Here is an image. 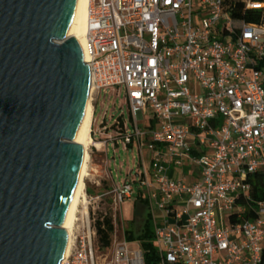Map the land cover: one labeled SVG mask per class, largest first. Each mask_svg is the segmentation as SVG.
I'll use <instances>...</instances> for the list:
<instances>
[{
	"label": "built area",
	"instance_id": "2783aa9c",
	"mask_svg": "<svg viewBox=\"0 0 264 264\" xmlns=\"http://www.w3.org/2000/svg\"><path fill=\"white\" fill-rule=\"evenodd\" d=\"M85 51L92 95L122 87L130 112L96 139L106 111L91 147H136L138 172L119 186L104 165L62 264H146L122 213L141 198L160 264H264V0H90Z\"/></svg>",
	"mask_w": 264,
	"mask_h": 264
},
{
	"label": "water",
	"instance_id": "95a60500",
	"mask_svg": "<svg viewBox=\"0 0 264 264\" xmlns=\"http://www.w3.org/2000/svg\"><path fill=\"white\" fill-rule=\"evenodd\" d=\"M80 0H0V264H61L90 68Z\"/></svg>",
	"mask_w": 264,
	"mask_h": 264
},
{
	"label": "rangeland",
	"instance_id": "374dc122",
	"mask_svg": "<svg viewBox=\"0 0 264 264\" xmlns=\"http://www.w3.org/2000/svg\"><path fill=\"white\" fill-rule=\"evenodd\" d=\"M95 96V122L94 129L97 130L104 119L106 111H108L107 125L110 128L108 133L97 134L96 139H112L117 136V132L114 130L113 126L115 124V119L120 116H123L126 122H130V112L127 104V98L125 89L122 87H112L108 89H103L97 93H94ZM94 97V96H93ZM94 99V98H93ZM152 109L149 108V115L147 119L149 120L152 117ZM141 127L145 123L140 124ZM90 147V177L86 180V183L89 185L94 184L95 182H100L101 185H104L103 178L104 174L102 172V167L99 164L96 155L93 153L95 150ZM139 151L136 147L127 148L123 144L119 146L110 145L107 152V161L109 163V168L112 174V178L115 180L117 185L122 186L126 179H132L131 172L133 175H136L138 172V160ZM98 166V167H97ZM186 173L189 172L188 168H185ZM136 202L134 199L127 200L122 205V213L127 227H130L133 222L136 223L131 226V230L134 231L136 235L140 234L142 219L136 218ZM81 209V205L79 210ZM160 215V214H159ZM137 219V220H136ZM161 219H159L160 221ZM161 223V222H160ZM95 249L98 250V256L103 255L108 250H103L99 247L98 241L95 244ZM131 250L137 249L132 246Z\"/></svg>",
	"mask_w": 264,
	"mask_h": 264
},
{
	"label": "bare ground",
	"instance_id": "6f19581e",
	"mask_svg": "<svg viewBox=\"0 0 264 264\" xmlns=\"http://www.w3.org/2000/svg\"><path fill=\"white\" fill-rule=\"evenodd\" d=\"M90 0H80L77 8L76 16L72 27L69 32L70 37H75L83 50V58L85 64L90 62V57L85 51L86 34H87V21L89 12ZM93 95L90 87L88 92L87 105L82 118V122L76 136L75 142L84 148V158L81 168V173L79 176L77 189L70 202L68 214L66 220L64 221L63 227L66 230V246L64 251V257L70 252L72 244V232L77 221V214L79 212V207H85L86 204V180L90 177V147L93 144L92 139V122H93ZM63 262H61L62 264Z\"/></svg>",
	"mask_w": 264,
	"mask_h": 264
},
{
	"label": "trees",
	"instance_id": "16d2710c",
	"mask_svg": "<svg viewBox=\"0 0 264 264\" xmlns=\"http://www.w3.org/2000/svg\"><path fill=\"white\" fill-rule=\"evenodd\" d=\"M249 22H252L251 19L248 20ZM261 67L264 68V60L262 61ZM260 194L258 198L264 199V191L263 188L259 190ZM87 193L90 195H95V193L91 189H87ZM137 204H141L143 209L145 210V213H141V211L138 210L137 212V218H141L142 225L140 234L136 235L133 230H128L126 233L127 239L129 241H136L138 240L140 243V246L144 252L145 255V261L146 264H158L159 263V256L154 244V232H153V224L151 220V216L149 214V211L147 209L148 202L141 198L137 201ZM114 227L110 220L105 219L103 222H99L97 224V231H98V244L99 247L103 250H109L112 245V233H113Z\"/></svg>",
	"mask_w": 264,
	"mask_h": 264
},
{
	"label": "crops",
	"instance_id": "0c3cea01",
	"mask_svg": "<svg viewBox=\"0 0 264 264\" xmlns=\"http://www.w3.org/2000/svg\"><path fill=\"white\" fill-rule=\"evenodd\" d=\"M94 97V99H93V124H92V130L94 131V132H96L97 130H95L94 129V122H95V96H96V94L95 95H93ZM129 149H130V147H128ZM131 148H133V147H131ZM94 151V150H93ZM107 152H108V150H105V149H102L101 151H95V152H93L95 155H96V158H97V160H98V162H99V164L101 165V167H102V169H104V167L105 166H107L108 168H109V163H108V161H107ZM105 165V166H104ZM98 167V166H97ZM109 170H110V168H109ZM111 172V171H110ZM184 172H185V174H187L188 175V172L186 173V171L184 170ZM180 173H182V172H180V171H174V173H173V177L174 178H178V176L180 175ZM131 174H133V172H131L130 173V175ZM133 177V176H132ZM88 180V179H87ZM130 180H132V179H126L125 181H130ZM189 181H191V180H189ZM95 183H97V182H95ZM116 183V182H115ZM106 186H107V184L106 183H104V185H102L101 187H97L95 184H92V185H89L88 183H86V189H91L94 193H95V195H101V194H103V193H105L106 191H107V189H106ZM134 201L136 202V205H137V208H136V212H138V210L139 211H141V213H145V210L143 209V207H142V205L141 204H137V199H134ZM147 209H148V207H147ZM124 218V217H123ZM137 218V217H136ZM141 219V218H140ZM137 220V219H136ZM124 223H125V220H124ZM136 222L134 221L133 222V224L132 225H134ZM131 225V226H132ZM131 226L130 227H127L126 226V224H125V228L127 229V231L128 230H131ZM136 241H138V240H136ZM139 242V241H138ZM158 264H160V263H158Z\"/></svg>",
	"mask_w": 264,
	"mask_h": 264
}]
</instances>
